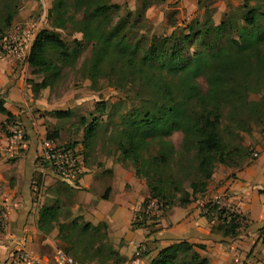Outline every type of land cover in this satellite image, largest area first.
Masks as SVG:
<instances>
[{
  "label": "trees",
  "instance_id": "1",
  "mask_svg": "<svg viewBox=\"0 0 264 264\" xmlns=\"http://www.w3.org/2000/svg\"><path fill=\"white\" fill-rule=\"evenodd\" d=\"M67 6V0H52L46 14L51 27L39 29L30 42L25 62L31 74L41 75L39 81L28 82L30 90L36 93L49 87L88 43L90 53L79 67L83 77L91 83L108 78L120 88L137 87L140 104L122 116L124 128L117 131V149L122 159L131 162L134 175L144 179L148 195L139 202L140 207L154 199L161 216L166 206L186 205L203 193L217 164L239 167L247 152L239 144L230 145L236 136L231 128L245 130L249 120L256 123L264 117V10L258 11L244 0L236 37L230 36L232 20L211 24L209 17L186 24V33L172 30L167 35L148 37L131 36L127 22L133 14L142 17L143 3L137 12L126 10L125 16L114 21L120 6L108 0H71L72 12ZM10 18L8 13L5 21ZM65 23L80 38L63 39L57 29ZM197 76L204 79L203 90L195 81ZM249 93L260 95L249 100ZM2 103L0 97V113L7 121L12 114ZM49 113L56 118L70 115L69 110L61 109ZM221 119L227 123L221 124ZM94 123L95 118L84 128V135L90 134ZM173 131L181 134L177 148L167 138ZM44 138L53 140L49 135ZM150 146L154 148L149 150ZM70 187L60 182L50 188L56 196L38 207L35 228L47 233L56 227L61 241L96 252L104 245L94 243L99 229H105L104 222L79 225L58 221L60 189ZM209 213L216 221L212 230L223 235L235 234L242 222L238 215L216 205L208 206L205 215ZM158 223L131 219L130 227L149 231ZM199 247L185 240L172 242L159 248L148 264H207L195 250ZM105 250V258H125L110 245Z\"/></svg>",
  "mask_w": 264,
  "mask_h": 264
},
{
  "label": "rangeland",
  "instance_id": "2",
  "mask_svg": "<svg viewBox=\"0 0 264 264\" xmlns=\"http://www.w3.org/2000/svg\"><path fill=\"white\" fill-rule=\"evenodd\" d=\"M108 1L120 6L113 21L120 16H125L126 10H130L133 14L139 10L141 3L145 4L141 18L133 16L134 14L127 17L131 36L140 34L148 37L167 35L172 30L186 33V24L194 20L202 22L205 17H209L211 24H218L221 20H232L234 29L230 36L236 37L237 28L241 24L240 15L243 12L241 5L244 0ZM67 2V9L72 12L71 0H67ZM247 3L249 6H255L258 11L264 10V0H247ZM51 4L52 0H0V76L2 75L8 80L10 77L19 79L22 84L20 89L23 93L21 100H12L17 109L16 114L5 123L0 120V139L5 136L14 139L8 152L5 151L8 146L1 147L0 152H4V154L0 155V158H4V162L10 164V168L14 162L17 164L19 160L24 161L28 155V149H23L20 145L24 144L30 136H33L34 144H37L40 138L49 135L56 144L75 147L83 158L85 170H82V173H88L97 167L101 168L102 172L98 173L99 178L91 187L86 188L76 184L68 190L60 189L58 221L64 224H69L71 221L79 225L84 222L97 224V222L104 221L93 216L91 207H95L97 202L104 198L102 196L106 198L109 193V186L103 180L111 175V169L106 164L112 163L120 166L121 162L127 167L133 168L129 160L122 159L120 156V151L117 149L120 136H117V131L124 128L122 116L136 108L140 104V100L135 93L137 87L120 88L113 85L108 78H98L91 83L83 77L79 67L81 61L90 53L89 43L82 46L76 60L65 66L49 87L39 89L36 93L30 90L28 82L39 81L41 75L30 73V68L25 64L26 50L39 29L51 27V19L46 16ZM8 13L11 14V18L9 22H6L5 18ZM57 30L63 39L66 37L80 38V35L73 31L68 23H65V27ZM4 39L17 41L14 53H6L1 49V41ZM195 81L201 90L205 88L202 76H197ZM259 95L260 93H249L248 99L256 100ZM55 109L69 110L70 115L56 118L49 113L50 110ZM93 118H95V123L92 131L89 135H84V128L91 124ZM222 123H227V121L221 119ZM27 125L30 127L29 132L26 129ZM245 128V130L231 128L236 136L230 140V145L239 144L247 152L246 158L240 162L239 167L252 160L250 153L263 136L264 117L256 123L249 120ZM180 137L179 131H173L167 136L174 148L179 146ZM226 140L227 138H225ZM153 148L150 146L149 150ZM33 163H35L34 158ZM219 166L228 167L220 164L215 167ZM38 176L40 177V175ZM142 180L144 179L142 178ZM59 184L57 179L50 176L46 184L39 188L34 186V190H30L33 192L30 199L34 202L35 211L42 203H49L55 198L56 195L52 194L50 188ZM175 194L179 195V193ZM117 224L120 226V219ZM132 230H135L132 235L127 240L124 238L126 241L129 239L138 241L137 238H143L141 234L137 233L140 232L138 229L137 232L136 229ZM38 233L42 236L47 235L52 241V245L38 243L39 248L38 250L34 248V252L51 254L53 248L62 247L76 260L89 264H105L108 260L113 259L105 258L107 253L105 246L110 245L115 248L122 242L120 237L110 235L111 232L108 231L106 224L105 229H99L98 234L95 235V238L97 237L94 240L95 245L104 244L96 252L93 249L83 251L74 243L70 245V243L61 241L57 237L56 227L47 233ZM146 245L148 246L147 242ZM16 252L18 250L13 251V253ZM148 257L147 254L142 256L140 264H148L150 259Z\"/></svg>",
  "mask_w": 264,
  "mask_h": 264
},
{
  "label": "crops",
  "instance_id": "3",
  "mask_svg": "<svg viewBox=\"0 0 264 264\" xmlns=\"http://www.w3.org/2000/svg\"><path fill=\"white\" fill-rule=\"evenodd\" d=\"M21 85L17 78L10 77L8 80L0 76L2 105L12 116L17 111L12 100H21L23 97ZM0 116L1 122L5 123V115L0 113ZM26 129L30 131L29 125ZM263 137L264 132L256 147L261 146ZM13 141L7 136L0 139V151L2 146H8L5 149L8 152ZM34 143L33 136H30L20 145L28 149V155L24 161L14 162L11 168L4 158H0V264H21L16 258L18 252L13 253L15 250L49 255L33 251L34 248L38 250V243H52L47 235L38 233L34 224L38 208L35 211L34 202L30 199L33 194L31 191L34 186L39 188L46 184L50 177L33 163L38 146V143ZM3 154L0 152V155ZM106 165L111 169V175L103 180L109 186V193L95 207H91V211L98 220L105 222L110 235L122 239L115 249L121 256L127 257L132 246L128 243L130 239L126 240L135 231L130 227L132 209L148 193L144 180L136 177L131 167L121 162L120 166L112 163ZM100 172L102 169L97 167L88 173H81L77 184L86 188L93 186ZM215 195H224L227 203L244 218L231 236L212 230V225L216 223L214 215L209 213L207 216L200 209V201ZM118 219L120 226L117 224ZM137 229L136 232L143 237L137 238L138 241L145 240L148 244V259L159 248L185 240L200 246L195 250L207 259V264H264V150L241 167H215L203 193L196 195L186 205L166 206L158 225L151 230Z\"/></svg>",
  "mask_w": 264,
  "mask_h": 264
},
{
  "label": "built area",
  "instance_id": "4",
  "mask_svg": "<svg viewBox=\"0 0 264 264\" xmlns=\"http://www.w3.org/2000/svg\"><path fill=\"white\" fill-rule=\"evenodd\" d=\"M16 42L14 39H4L1 41V49L6 53H14ZM262 149L264 150V137L261 146L251 151V157L255 158ZM34 160L42 171H45L59 182L66 183L72 187L77 184L79 175L82 173L81 155L75 147H62L53 140L44 137L38 141ZM199 205L203 214L208 213L209 205H216L224 208L228 213L238 215L241 221L244 219L236 208L227 203L224 195L209 197L200 201ZM160 212L159 203L154 199H149L143 207L138 204L132 209L131 219L139 223L158 222L160 220ZM128 243L132 246L130 255L121 261L110 259L105 264H140L142 256L147 254L145 240H129ZM16 258L21 264H89L74 259L60 247L53 248L49 255H39L19 250Z\"/></svg>",
  "mask_w": 264,
  "mask_h": 264
}]
</instances>
